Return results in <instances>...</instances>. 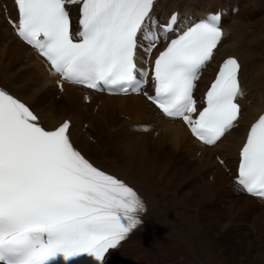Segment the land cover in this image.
<instances>
[{"label":"snow or ice","instance_id":"1","mask_svg":"<svg viewBox=\"0 0 264 264\" xmlns=\"http://www.w3.org/2000/svg\"><path fill=\"white\" fill-rule=\"evenodd\" d=\"M14 2L18 20L9 22L16 34L63 80L97 91L139 93L149 73L137 68L138 49L151 55L168 41L154 60V95L148 99L207 145L235 127L243 95L235 58L220 66L202 108L193 95L225 35L220 13L175 35L178 14L161 24L156 0ZM69 6H79L75 31ZM39 120L26 103L0 89V264H73L85 257L90 264H107L110 251L141 225L144 202L74 146L69 121L47 130ZM239 155L236 183L264 199V115L252 124Z\"/></svg>","mask_w":264,"mask_h":264},{"label":"bare ground","instance_id":"2","mask_svg":"<svg viewBox=\"0 0 264 264\" xmlns=\"http://www.w3.org/2000/svg\"><path fill=\"white\" fill-rule=\"evenodd\" d=\"M234 26L237 30L235 42L239 40V44L251 56L249 77L255 86L254 92L257 95H254L255 104L257 103V112H259L260 103L264 101V7L259 13H255L252 21L248 23L235 21ZM0 47L3 48L4 45L0 44ZM24 49L25 47L18 41L10 43L8 48L0 52V66L4 68L8 66L10 71L13 61L24 55ZM29 56L35 59L33 54L30 53ZM9 71L0 73V82L5 83L9 89L26 98L24 92L27 88H37L29 75L18 76L16 79L18 87H16ZM47 89L48 94L53 93L51 87ZM32 97L38 113L45 114L46 119V114L49 113V109H46L49 104L48 99L38 94H33ZM140 104L142 106L138 105L143 108L144 104ZM164 136L169 139L168 135ZM75 139L83 147L87 146L77 135ZM122 151V155H128L133 151L131 141L122 148ZM148 154V141H146L136 150L137 159H140L142 165L135 166L128 174V179L144 194L149 204V215L155 214V218L161 220V225L151 220L146 222L148 239L155 241L156 236L165 238L158 242L160 252H164V246L170 239L173 243L182 244L175 245L169 264H225L223 259L236 251L239 252V257L242 255L245 258L243 261L245 264L258 261L259 264H264V239H261L262 245H257L251 233L234 228L237 227L234 220L226 223L221 213L209 209V203L214 198V189L210 185L199 191L198 186L192 184L193 190L182 192L166 179V176L177 179L181 175V171L188 166L187 157L185 158L187 163L182 162L173 167L162 168L161 174L156 175L158 168L163 167L162 158L160 157L157 162L158 167L153 170L142 158L143 156L147 158ZM202 161L205 166L214 165L209 152L204 153ZM215 238H222L223 252L210 245ZM144 244H147V241ZM137 248L135 244L131 246L132 250ZM193 255H196L197 261Z\"/></svg>","mask_w":264,"mask_h":264},{"label":"rangeland","instance_id":"3","mask_svg":"<svg viewBox=\"0 0 264 264\" xmlns=\"http://www.w3.org/2000/svg\"><path fill=\"white\" fill-rule=\"evenodd\" d=\"M188 158V157H187Z\"/></svg>","mask_w":264,"mask_h":264}]
</instances>
